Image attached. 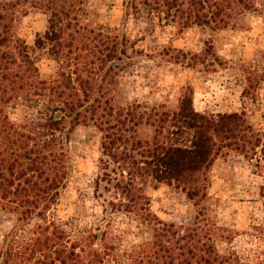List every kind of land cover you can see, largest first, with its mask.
<instances>
[{"label": "trees", "instance_id": "obj_1", "mask_svg": "<svg viewBox=\"0 0 264 264\" xmlns=\"http://www.w3.org/2000/svg\"><path fill=\"white\" fill-rule=\"evenodd\" d=\"M124 5L134 18L182 28L218 30L247 12L264 15V0ZM35 10L45 15V28L31 46L21 22ZM95 13V0H0V218L14 222L0 233V264H264V214L243 232L250 248L221 251L218 238H232L233 230L219 226L206 203L212 167L230 152L255 161L264 197V127L245 110H196L191 89L176 105L116 102L121 78L143 50L138 38L93 24ZM38 52L56 62L55 74L43 75ZM182 53L178 62L188 66L209 56L221 63L210 46L191 57ZM240 67L241 95L255 102L264 60ZM79 125L101 133L93 198L102 209L92 219L60 215L72 171L70 135ZM163 184L197 207L191 223L168 222L153 211L151 192ZM119 214L141 230L128 247L114 225Z\"/></svg>", "mask_w": 264, "mask_h": 264}, {"label": "rangeland", "instance_id": "obj_2", "mask_svg": "<svg viewBox=\"0 0 264 264\" xmlns=\"http://www.w3.org/2000/svg\"><path fill=\"white\" fill-rule=\"evenodd\" d=\"M128 0H95L96 12L91 16L95 25L118 28L128 36L138 38L137 46L143 54L136 58L120 80L116 102L128 103L134 99L150 103L176 105L187 89L193 91V105L198 111L210 113L245 110L250 121L264 127V82L258 89V100L242 97L243 63L264 60V15L247 12L241 22L230 27L213 30L209 27L178 24L152 25L146 18L128 14ZM22 30L27 42L33 46L36 33L45 28V15L33 11L22 19ZM212 47L221 63L209 56L205 63L188 66L178 57L187 53L200 54ZM40 64L45 77L55 74L57 64L40 52ZM183 58V57H182ZM181 58V59H182ZM145 129L144 132H148ZM70 162L72 171L67 187L60 198V215L87 219L100 216L101 206L93 198L94 180L99 174L101 133L93 126H77L70 135ZM211 186L206 200L209 216L219 226L233 230L232 238H218V247L227 251L232 246L250 248L244 231L263 218V182L255 161L230 152L219 156L210 173ZM152 193V209L163 220L177 224L191 223L197 207L174 186L161 185ZM13 221L0 218V233L13 226ZM114 225L124 231V246L128 239L141 235L128 216L119 214Z\"/></svg>", "mask_w": 264, "mask_h": 264}]
</instances>
